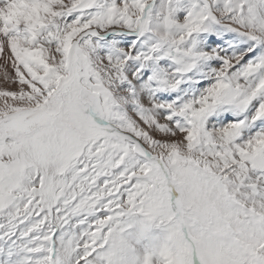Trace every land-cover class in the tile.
<instances>
[{
  "label": "snow or ice",
  "instance_id": "6c2138e0",
  "mask_svg": "<svg viewBox=\"0 0 264 264\" xmlns=\"http://www.w3.org/2000/svg\"><path fill=\"white\" fill-rule=\"evenodd\" d=\"M0 69V264H264V0H0Z\"/></svg>",
  "mask_w": 264,
  "mask_h": 264
},
{
  "label": "rangeland",
  "instance_id": "374dc122",
  "mask_svg": "<svg viewBox=\"0 0 264 264\" xmlns=\"http://www.w3.org/2000/svg\"><path fill=\"white\" fill-rule=\"evenodd\" d=\"M128 40H131L132 39V37H128L127 38ZM229 51H231V49H229ZM246 59H247V57H246ZM0 86H3V75H2V69H0ZM224 116L226 117V118H236V117H233V115H232V113H224Z\"/></svg>",
  "mask_w": 264,
  "mask_h": 264
}]
</instances>
